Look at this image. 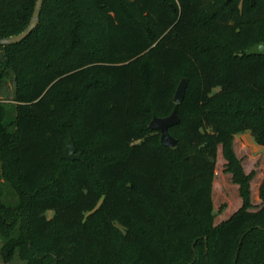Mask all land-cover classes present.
<instances>
[{"label":"trees","instance_id":"obj_1","mask_svg":"<svg viewBox=\"0 0 264 264\" xmlns=\"http://www.w3.org/2000/svg\"><path fill=\"white\" fill-rule=\"evenodd\" d=\"M36 1L0 0V38ZM258 43L264 0H44L30 35L0 46V86H15L0 100L4 262L264 264V204L252 210L233 148L246 131L264 147ZM175 108L167 147L149 123ZM69 139L82 159L65 157ZM220 147L243 203L216 224Z\"/></svg>","mask_w":264,"mask_h":264},{"label":"rangeland","instance_id":"obj_2","mask_svg":"<svg viewBox=\"0 0 264 264\" xmlns=\"http://www.w3.org/2000/svg\"><path fill=\"white\" fill-rule=\"evenodd\" d=\"M1 54V52H0ZM14 82L12 77H8L0 86V100L9 101L7 98L13 96ZM234 151L241 160L243 168L247 174L253 172L250 182L252 210H258L264 201L260 198L259 187L264 173V147L257 144L251 132L246 131L235 135L233 143ZM227 160L224 158L222 148H219L217 164L215 169V179L213 183V201L216 212L215 223L218 224L229 218L242 206L239 185L232 180V174L227 171ZM3 181V180H1ZM10 188V187H9ZM7 187L5 200L16 201L13 191ZM49 215H51L49 213ZM2 242L0 241V249ZM0 264H25L19 257H15L10 263H5L0 254Z\"/></svg>","mask_w":264,"mask_h":264},{"label":"water","instance_id":"obj_3","mask_svg":"<svg viewBox=\"0 0 264 264\" xmlns=\"http://www.w3.org/2000/svg\"><path fill=\"white\" fill-rule=\"evenodd\" d=\"M44 0H37L33 12V16L29 26L21 34L0 38V46L13 45L22 42L30 33L37 27L40 19V13ZM246 53L248 55H264V43H258L250 47ZM188 86V79L184 77L176 90L174 101L181 103L185 97L186 89ZM180 123V117L178 115L177 108L173 112L165 117L155 116L149 123V127L152 130H156L160 133L161 143L167 147H175L177 145V139L170 133L169 129ZM65 157L69 160L82 159L81 153L77 152L76 145L73 139H69L64 151Z\"/></svg>","mask_w":264,"mask_h":264},{"label":"crops","instance_id":"obj_4","mask_svg":"<svg viewBox=\"0 0 264 264\" xmlns=\"http://www.w3.org/2000/svg\"><path fill=\"white\" fill-rule=\"evenodd\" d=\"M216 219V218H215Z\"/></svg>","mask_w":264,"mask_h":264}]
</instances>
